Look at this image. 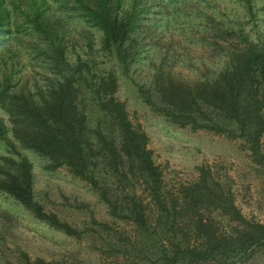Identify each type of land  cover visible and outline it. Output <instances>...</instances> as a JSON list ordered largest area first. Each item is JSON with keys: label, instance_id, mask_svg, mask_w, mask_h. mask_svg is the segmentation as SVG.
<instances>
[{"label": "trees", "instance_id": "trees-1", "mask_svg": "<svg viewBox=\"0 0 264 264\" xmlns=\"http://www.w3.org/2000/svg\"><path fill=\"white\" fill-rule=\"evenodd\" d=\"M66 16L81 17L102 32L114 47L124 71L133 52L125 41L148 9L147 0H0V140L15 156L0 163V191L31 214L68 235L81 230L47 212L33 191V163L16 144L46 159V170L65 168L94 188L116 218L130 221L134 235L118 231L109 241L107 264H243L264 246V223L247 219L226 189L205 166L198 179L176 192L165 183L148 147V136L129 118L125 103L115 96L118 81L112 70L93 73L88 60L71 61ZM149 2H153L148 0ZM88 43L92 31L86 30ZM15 38L19 47L10 41ZM91 45V44H90ZM23 54L44 68L43 78L15 75ZM153 89V93H152ZM139 94L173 123L241 137L255 160L264 163V40L234 47L225 66L213 76L189 78L161 62L152 86ZM89 107L97 111L89 122ZM141 190L139 191V187ZM145 192V196H143ZM8 216L0 212V218ZM218 217L227 218L228 228ZM6 221V220H5ZM107 227V224H100ZM23 264H61L21 253Z\"/></svg>", "mask_w": 264, "mask_h": 264}, {"label": "rangeland", "instance_id": "rangeland-1", "mask_svg": "<svg viewBox=\"0 0 264 264\" xmlns=\"http://www.w3.org/2000/svg\"><path fill=\"white\" fill-rule=\"evenodd\" d=\"M150 1L153 2L146 1L148 9L125 41L133 52L127 71L116 58L114 47L103 45L101 30L88 26L81 17L66 16L55 1H51V6L68 23L74 40L69 44L70 60L80 55L88 60L93 73L109 69L115 73L118 81L115 96L125 103L131 121L147 134V145L168 188L176 192L181 185L194 183L199 167L205 166L231 191L247 219L264 223V163L255 160L245 140L189 125L179 126L139 94L140 86H152L161 62L175 74L193 79L211 77L225 66L234 47L243 46L246 41L262 43L264 0ZM86 30L92 31L89 43ZM10 42L19 47L15 38ZM9 53L0 49V60ZM43 73L38 60L23 54L15 75L43 82ZM89 110V122L93 124L97 111L92 107ZM261 112L264 117V104ZM0 114L7 122V113L1 109ZM260 142L264 155V132ZM16 149L33 163L35 198L47 212L55 213L81 233L68 235L50 226L11 195L0 191V212L8 215L6 221L0 218V264H23L22 252L31 261L42 258L61 264H107L109 241L115 239L118 231L134 235V224L113 217L98 192L65 168L46 170L43 166L46 159L18 144ZM7 155L16 157L6 142L0 140V163ZM218 218L219 226L228 228V219ZM253 249V257L243 264H264V246Z\"/></svg>", "mask_w": 264, "mask_h": 264}]
</instances>
